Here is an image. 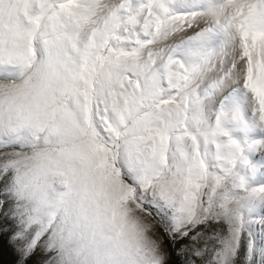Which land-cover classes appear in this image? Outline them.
Returning <instances> with one entry per match:
<instances>
[{"label": "snow or ice", "instance_id": "1", "mask_svg": "<svg viewBox=\"0 0 264 264\" xmlns=\"http://www.w3.org/2000/svg\"><path fill=\"white\" fill-rule=\"evenodd\" d=\"M0 264H264V0H0Z\"/></svg>", "mask_w": 264, "mask_h": 264}, {"label": "rangeland", "instance_id": "2", "mask_svg": "<svg viewBox=\"0 0 264 264\" xmlns=\"http://www.w3.org/2000/svg\"><path fill=\"white\" fill-rule=\"evenodd\" d=\"M11 256L10 255H8L7 253L5 254V256H4V260L5 261H9V260H11Z\"/></svg>", "mask_w": 264, "mask_h": 264}]
</instances>
